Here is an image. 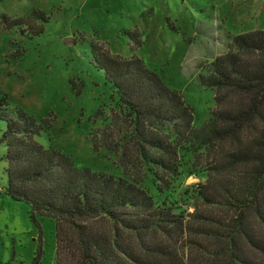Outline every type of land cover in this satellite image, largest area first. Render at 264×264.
<instances>
[{"label": "trees", "instance_id": "1", "mask_svg": "<svg viewBox=\"0 0 264 264\" xmlns=\"http://www.w3.org/2000/svg\"><path fill=\"white\" fill-rule=\"evenodd\" d=\"M34 20L48 18L39 10L0 17L4 30L28 38L42 31ZM130 35L128 57L90 44L91 63L115 97L91 148L113 155L122 174L77 168L44 147L35 137L49 121L2 96L3 193L27 205L34 222L53 221V264H264V29L231 36L199 76L214 90V107L198 128L181 95L136 56ZM180 150L205 171L191 190L200 204L191 212L143 186L148 176L161 194L177 175ZM42 255L38 244L30 264Z\"/></svg>", "mask_w": 264, "mask_h": 264}, {"label": "rangeland", "instance_id": "2", "mask_svg": "<svg viewBox=\"0 0 264 264\" xmlns=\"http://www.w3.org/2000/svg\"><path fill=\"white\" fill-rule=\"evenodd\" d=\"M35 10L48 21L34 20L42 31L31 38L4 30L0 22V97L36 120L49 121L48 129L35 137L44 147L60 151L77 168L113 175L122 174L115 157L103 148L92 150L90 143L115 107L112 90L91 63V43L128 57L133 32L139 42L136 56L181 95L198 128L214 107V90L201 86L199 76L227 50L231 36L264 29V0H0V17L25 18ZM3 127L0 121V131ZM3 152L1 146L0 264H30L38 244L41 264H53L54 223L45 217L34 222L27 205L3 193ZM178 155L177 175L161 194L148 176L143 186L156 199L166 197L191 212L200 205L191 190L204 182L205 171L194 165L191 151Z\"/></svg>", "mask_w": 264, "mask_h": 264}, {"label": "water", "instance_id": "3", "mask_svg": "<svg viewBox=\"0 0 264 264\" xmlns=\"http://www.w3.org/2000/svg\"><path fill=\"white\" fill-rule=\"evenodd\" d=\"M69 41H70V38L69 37L64 38V40H63L64 43H68Z\"/></svg>", "mask_w": 264, "mask_h": 264}, {"label": "crops", "instance_id": "4", "mask_svg": "<svg viewBox=\"0 0 264 264\" xmlns=\"http://www.w3.org/2000/svg\"><path fill=\"white\" fill-rule=\"evenodd\" d=\"M256 3H257V1H256Z\"/></svg>", "mask_w": 264, "mask_h": 264}]
</instances>
